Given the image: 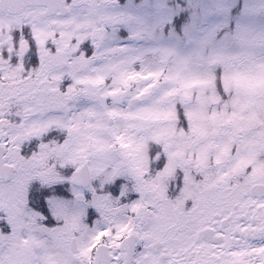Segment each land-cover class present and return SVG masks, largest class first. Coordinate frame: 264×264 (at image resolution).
<instances>
[{"label":"snow or ice","instance_id":"6c2138e0","mask_svg":"<svg viewBox=\"0 0 264 264\" xmlns=\"http://www.w3.org/2000/svg\"><path fill=\"white\" fill-rule=\"evenodd\" d=\"M0 264H264V0H0Z\"/></svg>","mask_w":264,"mask_h":264}]
</instances>
